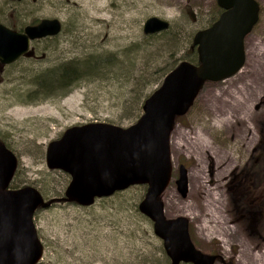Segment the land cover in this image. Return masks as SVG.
<instances>
[{
  "label": "rangeland",
  "instance_id": "rangeland-1",
  "mask_svg": "<svg viewBox=\"0 0 264 264\" xmlns=\"http://www.w3.org/2000/svg\"><path fill=\"white\" fill-rule=\"evenodd\" d=\"M257 1L260 17L245 39L243 68L206 83L194 105L176 119L172 180L161 196L168 218L189 219L197 248L224 258L216 264H264V0ZM217 6V0H0V22L8 26L44 18L62 23L59 35L33 41L31 54L0 71V141L19 159L11 184L34 186L46 200L63 197L70 176L47 167V145L76 125L134 124L144 101L161 86L166 67L192 52L194 34L219 17ZM153 16L169 21L182 41L174 51L166 42H149L154 55L148 62L130 57L133 66L126 53L133 44L144 46L143 25ZM109 53L121 64L105 77L81 81L67 94L25 97L34 72ZM180 164L188 169L185 198L175 182ZM146 189L131 186L88 207L59 199L38 209L41 262L168 264L162 240L138 209Z\"/></svg>",
  "mask_w": 264,
  "mask_h": 264
},
{
  "label": "water",
  "instance_id": "water-1",
  "mask_svg": "<svg viewBox=\"0 0 264 264\" xmlns=\"http://www.w3.org/2000/svg\"><path fill=\"white\" fill-rule=\"evenodd\" d=\"M222 9L218 19L193 36L198 64L180 62L165 77L143 104L140 118L128 127L94 122L67 128L46 147L49 169L70 176L64 196L46 200L34 186L11 188L19 159L5 144H0V264H39L44 244L35 224V214L57 200L92 206L135 185H146L138 204L149 218L153 231L163 242L171 264H216L220 254L201 251L193 242L189 219L168 218L161 196L173 174L171 136L176 119L194 105L208 82H218L238 73L246 62L245 39L260 17L257 0H217ZM170 22L153 16L143 25L145 35L170 28ZM62 32L58 18H44L23 31L0 22V64L17 62L32 53L35 40ZM176 186L185 198L189 191L188 169L179 166Z\"/></svg>",
  "mask_w": 264,
  "mask_h": 264
},
{
  "label": "trees",
  "instance_id": "trees-1",
  "mask_svg": "<svg viewBox=\"0 0 264 264\" xmlns=\"http://www.w3.org/2000/svg\"><path fill=\"white\" fill-rule=\"evenodd\" d=\"M221 12L222 9L217 6L218 15L221 14ZM217 18L218 17H214L212 21H215ZM39 21L40 20L34 19L29 24L34 25ZM24 26V24H21L18 27L16 25L9 24V27L17 30H22ZM160 41H163L162 43L166 42L165 44L166 47L169 48V51H174L181 43L182 37L179 32L174 31L173 27L171 26L167 31L154 35H146L144 46L133 44L129 47V54L126 53L127 57H129V60L133 61L132 65L136 66V62H134L135 60L130 57H133L137 60L143 58L146 60V62H148L149 59L154 55V53L152 54L148 51V43H158ZM190 48L192 49V52L186 53L183 59H174V63L172 62L166 67L165 76L168 72H170L173 68H175L180 62L184 60H187L194 64H198L196 46L193 45V42H191V40ZM120 64L121 61L118 59V57H116L115 54L110 53L107 55L87 54L81 57H76L74 59L61 61L57 64H54L45 69L38 70L31 74L29 77V81L26 84L28 86V90L25 92L24 95L28 99L34 100L46 99L50 96H55L56 94L59 95L60 93L61 95L67 94L71 91L75 84L80 83L81 81H85L87 79H94L99 77L103 78L106 76L105 74L107 71L110 72L118 69L120 67ZM149 65V68L153 67V63H149ZM123 67L124 66H121V68ZM3 68L4 66L0 64V71ZM134 71L135 70H133L132 73H134ZM1 143L5 142L0 141V144ZM7 146L9 147V145ZM10 187L19 188L16 184H11ZM164 260H166L168 264H171V261L169 260V258H167V256H164ZM39 264L44 263L40 262Z\"/></svg>",
  "mask_w": 264,
  "mask_h": 264
},
{
  "label": "flooded vegetation",
  "instance_id": "flooded-vegetation-1",
  "mask_svg": "<svg viewBox=\"0 0 264 264\" xmlns=\"http://www.w3.org/2000/svg\"><path fill=\"white\" fill-rule=\"evenodd\" d=\"M19 1H22V0H19ZM23 23V22H22ZM24 24V23H23ZM25 26H24V28L27 26V25H30L29 23L28 24H24ZM24 28L22 29V30H18V31H23L24 30ZM17 30V29H16Z\"/></svg>",
  "mask_w": 264,
  "mask_h": 264
}]
</instances>
